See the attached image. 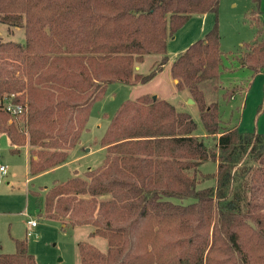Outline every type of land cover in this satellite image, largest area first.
I'll return each instance as SVG.
<instances>
[{
  "label": "trees",
  "instance_id": "16d2710c",
  "mask_svg": "<svg viewBox=\"0 0 264 264\" xmlns=\"http://www.w3.org/2000/svg\"><path fill=\"white\" fill-rule=\"evenodd\" d=\"M220 1L0 0V24L25 29L24 43L0 38V133L11 152L29 148L32 176L66 162L107 86L153 79L169 60V38L193 14L217 18ZM252 2L257 39L242 44V61L258 73L264 22L261 0ZM150 53L162 57L143 74L136 67ZM222 56L216 22L171 66L214 145L195 134L191 114L144 94L113 116L100 140L107 153L100 167L46 188L45 217L91 225L108 241L105 252L80 241V264H264V133L222 118L215 98ZM11 95L21 113L6 109ZM207 160L217 164L215 185L200 187L210 177L200 169ZM15 244V252H0V264H38L26 239Z\"/></svg>",
  "mask_w": 264,
  "mask_h": 264
},
{
  "label": "rangeland",
  "instance_id": "374dc122",
  "mask_svg": "<svg viewBox=\"0 0 264 264\" xmlns=\"http://www.w3.org/2000/svg\"><path fill=\"white\" fill-rule=\"evenodd\" d=\"M252 9V0H221L217 18L213 13L193 14L169 38V60L153 79L135 85L115 82L107 86L103 98L91 108L80 143L72 149L67 163L53 172L32 176L28 151L11 152L8 136L0 133V166L7 168L5 174L0 172V252L13 253L16 250L15 239H26L28 249L35 255L38 264H80V241H88L103 252L108 249L105 237L92 235L93 226H65L57 219L45 217L41 211L46 185L51 186L75 175L84 176L89 168H98L104 163L107 153L100 140L123 102L144 94L157 95L175 105L179 111L191 114L197 123L195 134L205 138L208 146L214 145L216 139L206 135L199 105L190 101L192 97L187 89L177 88L178 79L174 81L171 66L181 52L202 38L216 22L221 35L223 63L221 83L215 98L221 105L222 118L240 131L264 133V67L254 73L242 61V44L253 43L257 39L249 18ZM260 9L264 22V0H261ZM0 38L24 43L25 29L0 24ZM161 57L157 53L146 54L144 61L137 64L138 71L149 73ZM226 90H233L234 96L227 99L224 95ZM200 169L210 177L199 186L215 185L216 162L207 160ZM33 218L38 224L33 228V235L29 236L27 223Z\"/></svg>",
  "mask_w": 264,
  "mask_h": 264
},
{
  "label": "built area",
  "instance_id": "2783aa9c",
  "mask_svg": "<svg viewBox=\"0 0 264 264\" xmlns=\"http://www.w3.org/2000/svg\"><path fill=\"white\" fill-rule=\"evenodd\" d=\"M11 97H13V95L11 96H6L5 97V107L8 111H10V113H14V114H18L21 113L23 111V107L20 104H14L11 101ZM0 171L2 174H5L7 172V169L5 166H0ZM38 224L37 219H30L28 220V230H27V235H33V227H36Z\"/></svg>",
  "mask_w": 264,
  "mask_h": 264
},
{
  "label": "crops",
  "instance_id": "0c3cea01",
  "mask_svg": "<svg viewBox=\"0 0 264 264\" xmlns=\"http://www.w3.org/2000/svg\"><path fill=\"white\" fill-rule=\"evenodd\" d=\"M138 68H139V67H138ZM174 81L176 82V79H174ZM9 144H10V141H9ZM23 149H26V150L28 151V153H29V160H30V152H29V148H28V147H24ZM72 149H73V148H72ZM72 149L69 150V155L71 154ZM66 163H67V161L64 162L63 164H61V165H59V166L53 168V169L47 170V171H45V172H43V173H40V174H38V175L40 176V175H42V174H44V173L48 174L49 172H53V171H55L56 169H58V168L64 166ZM6 169H7V168H6ZM0 172H1V171H0ZM29 179H30V178H29ZM48 187H49V186L46 185V186L44 187L45 190H46V188H48ZM33 228H35V227H33ZM27 230H28V223H27Z\"/></svg>",
  "mask_w": 264,
  "mask_h": 264
},
{
  "label": "water",
  "instance_id": "95a60500",
  "mask_svg": "<svg viewBox=\"0 0 264 264\" xmlns=\"http://www.w3.org/2000/svg\"><path fill=\"white\" fill-rule=\"evenodd\" d=\"M138 69V66L136 67ZM157 95H154V98H156ZM192 103L195 102L193 99L190 100Z\"/></svg>",
  "mask_w": 264,
  "mask_h": 264
}]
</instances>
